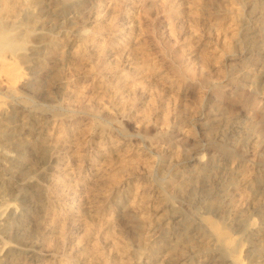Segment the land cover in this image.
Here are the masks:
<instances>
[{
  "label": "rangeland",
  "instance_id": "rangeland-1",
  "mask_svg": "<svg viewBox=\"0 0 264 264\" xmlns=\"http://www.w3.org/2000/svg\"><path fill=\"white\" fill-rule=\"evenodd\" d=\"M236 263L264 264V0H0V264Z\"/></svg>",
  "mask_w": 264,
  "mask_h": 264
},
{
  "label": "bare ground",
  "instance_id": "bare-ground-1",
  "mask_svg": "<svg viewBox=\"0 0 264 264\" xmlns=\"http://www.w3.org/2000/svg\"><path fill=\"white\" fill-rule=\"evenodd\" d=\"M261 2H262V1H261ZM234 33H235V32H234ZM221 69H222V68H221ZM131 181H132V180H131ZM10 205H11V204H10ZM208 224H209V223H208ZM211 224H212V222H211ZM209 225H210V224H209ZM213 228H217V227H213ZM215 231H216V229H215ZM215 233H216V232H215ZM219 233H220V232H219ZM223 233H224V232H223ZM220 234H221V233H220ZM225 234H226V232H225ZM222 235H223V236H226V235H224V234H222ZM214 236H215V235H214ZM216 236H217V235H216ZM216 236H215V237H216ZM221 237H222V236H221ZM229 237H230V235H229L228 237H226V238L229 239ZM224 238H225V237H223V239H224ZM226 238H225V239H226ZM216 239H217V238H216ZM221 240H222V238H221ZM223 241H224V240H223ZM223 241H222V243H224ZM232 241H233V239H232ZM232 243H233V242H232ZM229 244H231V243H229ZM231 246H232V245H231ZM226 247H227V246H226ZM229 247H230V246H229ZM240 249H241V248H240ZM242 250H243V249H241L240 251H242ZM230 251H231V250H230ZM243 251H244V250H243ZM238 252H239V251H238ZM235 254H236V253H235ZM235 254H233V256H234ZM231 256H232V254H231ZM231 256H230V257H231ZM230 257H229V258H230ZM235 257H236V256H235ZM237 257H238V256H237ZM239 257H240V256H239ZM242 260H243V259H242ZM231 261H232V260H231ZM234 261H235V260H234ZM237 261H238V260H237ZM232 263H233V262H232ZM236 264H237V263H236ZM245 264H246V263H245Z\"/></svg>",
  "mask_w": 264,
  "mask_h": 264
}]
</instances>
